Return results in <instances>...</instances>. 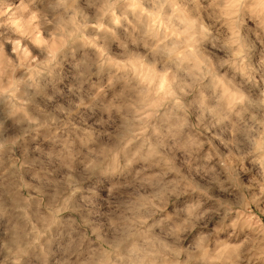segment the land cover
Returning <instances> with one entry per match:
<instances>
[{"label": "clouds", "instance_id": "1", "mask_svg": "<svg viewBox=\"0 0 264 264\" xmlns=\"http://www.w3.org/2000/svg\"><path fill=\"white\" fill-rule=\"evenodd\" d=\"M0 264H264V0H0Z\"/></svg>", "mask_w": 264, "mask_h": 264}]
</instances>
